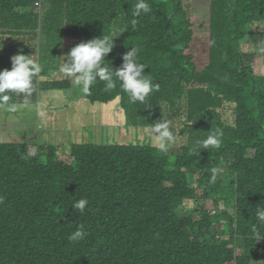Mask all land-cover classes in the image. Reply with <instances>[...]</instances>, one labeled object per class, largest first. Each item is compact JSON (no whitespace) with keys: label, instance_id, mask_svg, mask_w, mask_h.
Masks as SVG:
<instances>
[{"label":"trees","instance_id":"16d2710c","mask_svg":"<svg viewBox=\"0 0 264 264\" xmlns=\"http://www.w3.org/2000/svg\"><path fill=\"white\" fill-rule=\"evenodd\" d=\"M135 2L0 0V70L21 51L40 56L33 91L10 93V105L59 91L64 106L112 105L120 124L121 114L135 126L185 117L188 134L179 153L88 143L72 145L68 160L49 145L0 143V264H264V226L252 228L264 205V74L254 66L264 57V0H148L133 29ZM102 35L114 37L109 69L139 49L144 75L159 84L143 103L115 76L114 89L97 79L89 95L74 94L62 57ZM217 128L218 149L196 144ZM80 198L83 213L71 206ZM80 224L87 236L69 241Z\"/></svg>","mask_w":264,"mask_h":264},{"label":"clouds","instance_id":"9594fccd","mask_svg":"<svg viewBox=\"0 0 264 264\" xmlns=\"http://www.w3.org/2000/svg\"><path fill=\"white\" fill-rule=\"evenodd\" d=\"M150 12L151 5L148 0H136L131 13L134 17L130 22L131 27L135 29L137 25L135 17ZM113 38L109 35H102L77 43L65 57H62L64 63L61 70L66 76L73 78V86L80 88L85 95L90 94L91 87L97 79L105 83L106 89H114L116 84L113 76H115L132 103L137 101L143 103L151 92L159 90V84H154L150 78L144 75L145 65L137 60L139 54L137 47H130V50L123 54V63L119 68L113 70V67L111 69L106 67L103 61L113 49ZM10 59L11 69L0 70V106H8L9 112H15L17 111L16 105L9 104L10 93L30 95L33 91V78L41 72V67L33 58H30V55H25L22 51L11 56ZM146 131L154 137L153 146L158 151L167 154L169 147L175 142V135L169 122L163 119L162 122L149 125ZM223 135V131L217 128L211 131L205 139H197L196 144L202 149H218L221 146ZM29 155H34V153L30 152ZM218 171L215 167L211 169L210 182H215ZM3 201L4 197L0 196V203ZM87 204L86 198H80L74 201L71 206L83 213ZM255 220L256 223L252 226L253 231L257 230V225L264 226V205L256 207ZM86 236L85 226L80 224L68 236V240L78 241Z\"/></svg>","mask_w":264,"mask_h":264},{"label":"rangeland","instance_id":"374dc122","mask_svg":"<svg viewBox=\"0 0 264 264\" xmlns=\"http://www.w3.org/2000/svg\"><path fill=\"white\" fill-rule=\"evenodd\" d=\"M264 47V44L261 45ZM39 62V53L32 55ZM39 65V64H38ZM43 78L42 81H45ZM74 94H80L75 87ZM60 94V95H59ZM64 94L59 91H40L38 104H15L17 111L9 112L8 106H0V143H30L49 145L55 148L63 159H70L74 144H152V137L146 130L149 125H132L134 120L127 115H119L115 120L112 105L88 101L69 102L64 106ZM62 96V97H61ZM224 119L233 123V105L222 109ZM185 117L167 120L175 135L170 146L179 153L188 142V134L180 131ZM200 194L202 190L199 191ZM187 206L202 203L188 200Z\"/></svg>","mask_w":264,"mask_h":264},{"label":"crops","instance_id":"0c3cea01","mask_svg":"<svg viewBox=\"0 0 264 264\" xmlns=\"http://www.w3.org/2000/svg\"><path fill=\"white\" fill-rule=\"evenodd\" d=\"M254 66L257 73L264 74V57H258L254 62Z\"/></svg>","mask_w":264,"mask_h":264}]
</instances>
